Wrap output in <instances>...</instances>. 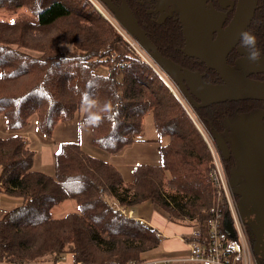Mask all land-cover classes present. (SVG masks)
<instances>
[{
    "label": "trees",
    "instance_id": "1",
    "mask_svg": "<svg viewBox=\"0 0 264 264\" xmlns=\"http://www.w3.org/2000/svg\"><path fill=\"white\" fill-rule=\"evenodd\" d=\"M0 8H25L35 17L0 20V115L7 130L21 133L34 120L39 133L50 136L59 123L79 118L91 131L92 145L114 154L141 141L150 116L157 137H169L158 148L159 162L135 166L131 182L111 163L85 153L79 142L59 146L48 175L34 169L35 151L24 136L0 137V192L20 200L0 218V261L56 264L65 257L69 264H128L151 259L161 244L155 229L113 204L128 210L148 202L170 222L199 224L204 240L209 210L217 206L208 149L157 74L87 0H0ZM262 17L264 8L258 7L247 31ZM149 37L161 52L169 31H151ZM161 54L171 58L169 48ZM207 72L209 79L216 76ZM217 107L196 110L211 132L229 121ZM69 200L76 212L53 218L52 209Z\"/></svg>",
    "mask_w": 264,
    "mask_h": 264
},
{
    "label": "water",
    "instance_id": "2",
    "mask_svg": "<svg viewBox=\"0 0 264 264\" xmlns=\"http://www.w3.org/2000/svg\"><path fill=\"white\" fill-rule=\"evenodd\" d=\"M98 1L113 12L114 19L123 29L138 42L163 73L178 84L180 92L195 109L224 102L264 101V82L239 75L227 63L229 53L241 39V32L250 25L257 0H236L231 20L214 40L210 38V34L220 23L221 16L205 7L206 0H178L177 7L186 40L184 52L201 62L207 70L213 71L221 81L220 85L206 83L200 73L185 69L161 55L124 0H121L119 7L110 0ZM246 57L239 62L245 71L264 73V60L252 63ZM186 84L193 89L189 91ZM196 100L201 103L198 104ZM238 133L237 141L232 144V151L236 161L243 165L240 173L230 170V184L238 197L240 214L244 216L250 229L254 254L259 257L261 233L264 231V187L256 184L264 177V127L259 118L253 116L239 128ZM214 139L222 157L227 159L229 152L223 139L217 134ZM238 174L245 177L247 175L249 182L244 185L240 183Z\"/></svg>",
    "mask_w": 264,
    "mask_h": 264
},
{
    "label": "built area",
    "instance_id": "3",
    "mask_svg": "<svg viewBox=\"0 0 264 264\" xmlns=\"http://www.w3.org/2000/svg\"><path fill=\"white\" fill-rule=\"evenodd\" d=\"M91 5H100L103 8V4L98 0H87ZM100 12V11H99ZM106 12V11H105ZM109 12V11H108ZM107 12V13H108ZM102 17L106 19L111 26H113L122 38L130 45L146 64L154 65L157 72V76L164 82L169 89L175 100L182 107V110L196 127L197 132L201 135L204 143L211 156V166L208 171L209 180L214 188L217 206L212 207L209 210V218L206 223V236L202 239V228L199 224L192 225L191 232L181 237L189 246L190 261L203 262L205 264H260L259 258L254 254L253 241L250 234V230L247 226L245 218L240 214L238 207V197L233 193L232 186L230 184V174L224 168V158L221 155L219 148L215 142L213 135L208 131L196 110L191 107V104L186 100L180 90L171 82L168 75L153 62L150 56L140 47L138 42L128 34L123 27L110 15V19L100 12ZM163 73L168 81L159 75ZM172 84L174 85L173 88ZM187 105V106H186ZM206 136L204 135V133ZM113 206L120 213L132 217L133 213L130 210H126L124 207L117 204ZM222 207V209H219ZM222 210L224 211L222 213ZM230 230L228 231V229ZM155 236L161 238L159 231L155 230ZM202 239V240H201ZM65 257L56 264H69L63 262ZM0 264H5L0 261ZM128 264H169L166 260H154L145 262L130 261Z\"/></svg>",
    "mask_w": 264,
    "mask_h": 264
},
{
    "label": "flooded vegetation",
    "instance_id": "4",
    "mask_svg": "<svg viewBox=\"0 0 264 264\" xmlns=\"http://www.w3.org/2000/svg\"><path fill=\"white\" fill-rule=\"evenodd\" d=\"M110 1L116 7H119L121 5V0H110ZM124 1L132 11L135 20L138 22L140 27L145 31L147 36L148 34L150 36L151 31H153L157 35H161V33L164 31L166 32L169 31L168 43L165 46L164 45L161 46V52L159 51L160 53H162L167 48H169V57H171L169 59H171L172 61H174L175 63H177L178 65H180L185 69L200 73L201 75H203V80L206 83L215 84V85L221 84V81L219 80L216 74L215 77L209 79L206 76V74L208 73L207 71H211V70H207L201 62L197 61L192 57H189L184 52L186 40L184 37V27L181 22V17L177 7L178 0H124ZM235 4H236V0H206L205 1V7L207 9H211L213 10V12L221 16V20L219 21L220 23L214 27L212 33L210 34V38L212 40L217 38L222 33L223 29L228 25L229 21L233 16ZM258 7L264 8V0L261 1L257 0L256 10ZM136 14L142 15L143 19L142 20L138 19L136 17ZM139 20H141V22ZM249 31L254 33L256 37L260 36V41L258 40V47L262 50V52H264V18L262 17L260 21L259 19L256 20L253 26L249 29ZM149 36L148 38L150 39ZM240 51H242L244 54L243 53L241 54ZM247 55L248 53L245 51L244 48L240 46V42H239L237 46L229 53L228 55L229 59L227 57V63L239 75L259 82H264V73L247 72L244 70V68H242L243 65L241 66L239 64L240 60L245 58V56ZM261 59L264 60V55H262ZM168 77L171 80L170 76ZM175 86L179 89L177 83H175ZM186 87L189 91L193 89V87L190 86L189 84L188 85L186 84ZM196 102L198 104L201 103L199 100H196ZM253 102L254 101L249 100L248 102H245L244 105L238 103L227 104L229 102H224V103L213 104L208 107L198 108L199 110L200 109L208 110L213 108L214 106L216 107L218 106L216 110L220 111V109H222V112L225 111L227 113V117L229 118V121L225 123L226 125L225 128L223 130L215 131V133L223 139L225 145L228 148L229 153L227 159H224V161L225 162L227 161L226 163L230 165V168L235 171H238L239 173L242 171L241 165L243 164H240L238 160L236 161V158L232 151L233 149L232 144L237 141L239 128H241L253 116H257L262 126L264 127V101H257V103H255L254 105ZM244 107L246 108V110L243 109ZM215 133L213 134L215 135ZM249 180L250 179L249 177H247V175L245 177L244 175L238 174V181L240 183H243V185L245 183H248ZM253 183L256 184L255 182ZM258 183L256 185H260L264 187V177L262 178L261 181L259 180ZM260 241L262 244L260 253L261 252L262 253L258 258L261 262L264 263V255H262L264 254V231L261 233Z\"/></svg>",
    "mask_w": 264,
    "mask_h": 264
},
{
    "label": "crops",
    "instance_id": "5",
    "mask_svg": "<svg viewBox=\"0 0 264 264\" xmlns=\"http://www.w3.org/2000/svg\"><path fill=\"white\" fill-rule=\"evenodd\" d=\"M1 118L0 137L6 138L14 134H20L21 136H24L27 139V143L30 146L38 145L41 147H51L52 149L50 151V156L52 161L54 158V153L58 150L59 146L62 143L68 142H79L81 149L85 153L93 157L100 158L101 160H104L109 163H111L112 161L111 154H107L92 145L91 131L89 128V132L85 134V136L81 137L80 126L82 125L79 118L59 123L50 136H44L39 133L35 126V121L30 126H26L21 133L6 131L2 121L3 118ZM42 137H49L50 140H44ZM45 162L42 161L41 164L43 165ZM113 166L117 168L115 165ZM117 170L121 173L118 168ZM124 181L128 182L126 180ZM61 206H63L62 210L59 209ZM61 206L52 209L51 213L53 218L59 219L65 216L66 214L76 212L77 210L75 208V202L73 203L72 201H65ZM130 211H132L133 216L137 214L138 217L135 219H141V221H146L148 226L160 232L161 244L158 250L156 251L157 254L154 256V258L166 260L169 262V264H205L203 262L188 260V258L190 257L189 246L185 241L182 240L181 237L186 236L191 232L192 225L188 226L168 221L165 213L161 209L151 205L148 202L140 204L131 209ZM61 212H64L65 214L63 213L64 215L62 216ZM68 259L71 260L70 258Z\"/></svg>",
    "mask_w": 264,
    "mask_h": 264
},
{
    "label": "rangeland",
    "instance_id": "6",
    "mask_svg": "<svg viewBox=\"0 0 264 264\" xmlns=\"http://www.w3.org/2000/svg\"><path fill=\"white\" fill-rule=\"evenodd\" d=\"M91 6H93V5H91ZM93 7L96 9V11L99 14H100V12H102L109 19H110L109 14L113 16L112 12L108 9V7L106 5L103 6V8H102V6L100 7V5H98V4L96 6L94 5ZM34 18H35L34 15L29 10H27L25 8H0V20H3V21H8V22L17 21V20H28V21H30V20H34ZM108 24L111 26V24L109 22H108ZM111 27H113V26H111ZM113 29L120 35V37H122V35H121V33H119V31H117L114 27H113ZM124 42H126V41L124 40ZM127 45H128V43H127ZM128 47H129V49L131 51H133L134 54H136L134 52L135 50L130 45H128ZM136 55L140 58L141 61H143L145 63V61L143 59H141V57L138 54H136ZM148 66L152 69V71L154 73H157V72L154 71V69H156V67L154 65L150 64ZM159 75H161L164 78V80H166V82L169 83V81H168V79L166 77L167 76L166 73H165L166 76L163 73H160ZM171 82L174 83L172 80H171ZM172 86H173V88H175L173 84H172ZM175 90H176V88H175ZM191 107L193 109H195L192 105H191ZM195 110H197V109H195ZM2 121H3V124H4V120H2ZM33 122H34V120H31L27 126H30L31 124H33ZM81 125L82 126H80V135H81V137H83V136H85V134H87L89 132V129H88L89 127H85V125L82 122H81ZM4 128H5L6 131H9V130H7L5 124H4ZM24 129L25 128H23V130ZM23 130H21L20 132H22ZM208 131L213 135V133L209 129H208ZM213 132L215 133V131H213ZM14 133H19V132H14ZM198 134H199V132H198ZM204 135L206 136L205 133H204ZM199 136H201V135L199 134ZM213 137H214V135H213ZM42 138L44 140H50L49 137H47V138L46 137H42ZM140 139H141V141L132 143L131 145L124 147L123 149L119 150L118 152H116L114 154H111V157H112L111 163L113 165H115L121 171V173L123 175V179L128 181V182L133 180V170H134L135 166H137L139 164H142V165L157 164L159 162V152H158L159 151V149H158L159 146L166 145L168 143V141H169V137L168 136L164 135V136L157 137V134L155 132V129H154V126H153V123H152V119H151L150 116L146 117L145 120H144L143 130H142V132L140 134ZM29 147L35 151V165H34V169L43 171V172L47 173L48 175H52V173H53V161H54V158H53V161H52L51 156H50V151H51L52 148L51 147H41V146H38V145H36V146H30L29 145ZM208 153H209V157H210V160H211L210 152L208 151ZM42 161L43 162L46 161V162L42 165L41 164ZM223 166L227 170V165H226L225 161L223 163ZM228 170H231V168H229ZM69 201H71V200H69ZM72 202L74 203V201H72ZM19 204H20V200L19 199L10 198V197L4 195L2 192H0V218L3 215H5L7 212H9L12 209H14ZM141 204H143V203H141ZM75 208L77 209L76 204H75ZM59 209L62 210L63 206H61ZM128 210H131V209H128ZM63 213L64 212H61L62 216L65 214V213L64 214ZM137 217H138L137 214H135L133 216V218H137ZM138 220L141 221V219H138ZM186 222H188V221H186ZM142 223L147 224L146 221H144V220L142 221ZM156 251H155V254L152 256L151 259L144 260L143 262L160 260V259L154 258V256L157 254ZM140 262H142V261H140Z\"/></svg>",
    "mask_w": 264,
    "mask_h": 264
},
{
    "label": "clouds",
    "instance_id": "7",
    "mask_svg": "<svg viewBox=\"0 0 264 264\" xmlns=\"http://www.w3.org/2000/svg\"><path fill=\"white\" fill-rule=\"evenodd\" d=\"M240 36V46L248 53L246 58L252 63L260 61L264 52L258 47V40L255 34L245 30L241 32Z\"/></svg>",
    "mask_w": 264,
    "mask_h": 264
},
{
    "label": "bare ground",
    "instance_id": "8",
    "mask_svg": "<svg viewBox=\"0 0 264 264\" xmlns=\"http://www.w3.org/2000/svg\"><path fill=\"white\" fill-rule=\"evenodd\" d=\"M239 42H240V40H239Z\"/></svg>",
    "mask_w": 264,
    "mask_h": 264
}]
</instances>
